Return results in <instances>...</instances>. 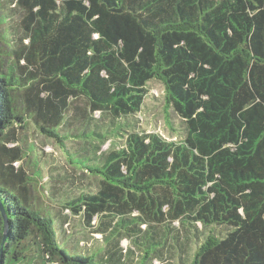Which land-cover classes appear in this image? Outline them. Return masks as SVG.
Wrapping results in <instances>:
<instances>
[{
  "label": "trees",
  "instance_id": "obj_1",
  "mask_svg": "<svg viewBox=\"0 0 264 264\" xmlns=\"http://www.w3.org/2000/svg\"><path fill=\"white\" fill-rule=\"evenodd\" d=\"M5 1L0 264H176L169 245L178 264H264V0ZM151 80L184 138L136 128ZM37 135L80 144L66 149L71 166L98 188L77 180L56 198ZM108 140L119 144L104 152ZM70 214L103 243L92 231L67 251ZM148 231L177 240L135 262L119 236Z\"/></svg>",
  "mask_w": 264,
  "mask_h": 264
},
{
  "label": "rangeland",
  "instance_id": "obj_2",
  "mask_svg": "<svg viewBox=\"0 0 264 264\" xmlns=\"http://www.w3.org/2000/svg\"><path fill=\"white\" fill-rule=\"evenodd\" d=\"M9 1L6 0L4 2L5 6L9 5ZM19 13L16 12V14L12 15V18L10 19V23L12 25H16L19 21ZM148 87V94L145 98L144 105L142 107V110L140 113H138L132 120L137 123L139 126H136L137 129L144 130L146 132H159L164 137L173 140V139H180L184 138L186 134V129L184 127V122L181 118L178 117V115L174 112V110L168 106V99H167V91L166 87L163 82L159 80H151L147 84ZM99 113L96 115L98 116ZM106 116V115H104ZM107 117V116H106ZM104 120V119H102ZM122 140V138H120ZM35 142L38 144V150L40 151L42 158V166L46 173L49 171L53 174H51V177H53V184H55V188H60V191L55 193L56 198H66L68 194L73 195L75 192H79V189L76 191L71 190V188L76 184L79 180V186L85 187L89 186L90 184L88 182L92 183L93 188L97 189L96 187L98 179H94L91 176L85 175L84 178H78L77 176L82 174V170H75L73 166H71L69 156V151L73 150H79L81 145L80 144H74L72 142L67 143V147H63L60 143L56 142L53 139L44 138L42 136H35L34 137ZM123 141H120V144H122ZM119 144V142H115L112 140L106 141L102 145V150L104 152H108L111 149L115 148V145ZM70 148V149H69ZM68 149L69 151H67ZM62 173H65V178H63ZM50 174V173H49ZM62 180V182H56L55 180ZM84 180V182L80 180ZM50 189L53 190L52 187L47 188L45 192L51 193ZM48 198L47 195L41 194V199L44 200ZM58 211L59 208L55 207ZM60 212V210H59ZM67 212V211H65ZM135 214H137V211H135ZM63 215V214H62ZM71 222L68 225V229L70 230L71 234L69 238L73 241V243H69L68 245L65 244V249L69 251L70 253H81L82 249L77 245V241L79 239L87 240L85 236H78V235H87L91 233L92 231L99 232V234H95L97 238H101L100 241H98V244L103 243V235L101 231L95 229V228H89L85 227L83 223V217L82 216H74L73 214H70ZM97 224V223H96ZM130 225V224H129ZM177 228L181 226L179 221L174 222V224ZM55 228L57 229V222L55 218ZM181 229H184L181 227ZM179 229V230H181ZM77 234V235H76ZM90 236V235H89ZM174 235H166L164 237L160 238H153V234L151 231L143 232L141 234L140 239H133L130 236L123 234V237L119 236L121 246H123L124 250L128 251L133 250L132 257L133 261L138 262V258H141L143 254V248L150 249L151 251H155L156 248L162 247L166 244H174L176 242V238L173 237ZM93 237V236H91ZM77 239V240H76ZM183 239H185L183 237ZM75 241V242H74ZM191 242V241H190ZM189 242V248L193 246V242ZM73 244V245H72ZM62 245V244H61ZM180 249V248H179ZM179 249L177 248H171V245H169V248L167 250L168 259L172 258L176 264H178V254ZM195 251V250H194ZM194 251L193 255L191 256L189 263L194 258ZM173 254V255H172ZM131 258V254H126L125 259L126 262L120 263V264H129ZM155 264H159V260H155ZM188 264V263H187Z\"/></svg>",
  "mask_w": 264,
  "mask_h": 264
},
{
  "label": "water",
  "instance_id": "obj_3",
  "mask_svg": "<svg viewBox=\"0 0 264 264\" xmlns=\"http://www.w3.org/2000/svg\"><path fill=\"white\" fill-rule=\"evenodd\" d=\"M0 210H1V213L3 215L4 227H5L4 228V238H3V242H4L8 236V232H9V220H8L6 210H5L4 205H3L1 200H0Z\"/></svg>",
  "mask_w": 264,
  "mask_h": 264
}]
</instances>
